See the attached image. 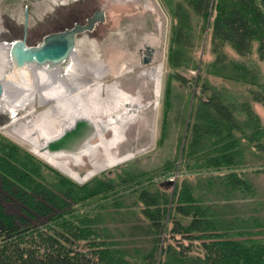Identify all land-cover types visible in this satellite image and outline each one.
<instances>
[{"label": "trees", "instance_id": "trees-1", "mask_svg": "<svg viewBox=\"0 0 264 264\" xmlns=\"http://www.w3.org/2000/svg\"><path fill=\"white\" fill-rule=\"evenodd\" d=\"M190 12L209 20L215 57L207 72L256 85L252 98L264 106L257 70L222 48L245 58L255 42L264 59L263 1L176 3V66L185 61ZM200 87L181 152L183 164L198 172L197 183L183 179L172 193L145 182L148 172L74 182L0 134V264H264V203H237L255 192L238 167L246 149L264 153V126L247 102L236 109L203 77ZM130 198L137 210L122 208Z\"/></svg>", "mask_w": 264, "mask_h": 264}, {"label": "rangeland", "instance_id": "rangeland-1", "mask_svg": "<svg viewBox=\"0 0 264 264\" xmlns=\"http://www.w3.org/2000/svg\"><path fill=\"white\" fill-rule=\"evenodd\" d=\"M98 1L104 4L105 21L93 37L78 39L77 55L82 63L93 64L103 72L93 84L88 87L79 85L69 96L86 92L85 100L80 96L77 105L93 116L105 118L110 113L119 112L120 104L124 100L133 98L145 102L155 98L154 80L147 75H141V72L161 64L160 87L155 102L140 111L114 146H99L96 155L91 159L82 155L83 162H72L66 158L46 160L37 154L38 145L40 147L45 138L58 135L64 120L69 119L68 113L72 106L65 97L51 99L50 104L64 101L66 106L63 104L65 111L49 121L41 119V112L47 104H38L37 100L32 103V108L28 109V105L21 108L15 117L0 111L1 135L74 182L83 183L93 177L113 178L123 170L148 172L150 178L145 182H154L168 193H172L183 179L191 184L197 183L198 172L194 171L196 169L189 170L183 164L181 152L187 133L189 110L195 94L198 93L202 77L219 88L226 102L236 105V109L247 102L258 111L260 123L264 126V106L253 100L250 91H256V85L207 72L209 69L205 67L206 64L215 57L211 50L209 20L204 22L199 15L189 13V45L182 52L185 61L178 63L179 66L175 65L171 44L175 4L180 2L184 5L185 0ZM47 6L48 0H0V28L4 16L21 21L24 8L27 9L29 23L32 24L48 10ZM255 23L253 21V25ZM34 40L36 35L28 37L29 42ZM0 45L6 44L0 40ZM222 48L233 59H245L250 68L257 70L259 80L264 83V59L258 58L255 42L245 58L239 57L227 44ZM7 52L3 46L0 48V78L5 77L10 69ZM62 68V72L66 73L67 65L64 64ZM188 83L192 84L191 89H188ZM19 92L20 96H23L24 91L20 89ZM110 137V129L102 135L105 140ZM97 140L95 135L90 139V143H96ZM127 153L132 154L111 165H102L111 157ZM238 168L251 179L255 192L239 199L237 203H245L247 208L255 201L264 203V153L254 147L246 149L244 164ZM168 180H171V183H167ZM123 202L122 208L127 206L125 208L133 207L137 210L133 198L123 199ZM133 203L134 206H131ZM5 205L7 212L17 213L10 204ZM19 214L22 215V211ZM261 215L264 218V210Z\"/></svg>", "mask_w": 264, "mask_h": 264}, {"label": "bare ground", "instance_id": "bare-ground-1", "mask_svg": "<svg viewBox=\"0 0 264 264\" xmlns=\"http://www.w3.org/2000/svg\"><path fill=\"white\" fill-rule=\"evenodd\" d=\"M2 46L4 49L8 50L6 45H0V48ZM70 57L71 58L68 61L54 68L28 64L19 70L15 69L10 71V66L8 74L5 77L0 78V80L4 82V93L0 96V111L15 117L21 108L28 105V109H30L33 107L32 103H35L37 100L38 104H47L46 108L41 112V119L49 121L51 118L63 113L66 106L64 101L61 103L55 102L50 104L51 99H60L62 97L67 98L72 109L68 113L69 119L64 120V124L60 131L72 126L76 118L83 117L93 123L95 127L93 137L95 135L98 137L97 142L90 143L89 139L81 144L76 151L50 154L43 150V146L45 145V142L55 136V134L51 137L45 138L40 147L38 145L37 154L46 160L66 158L72 162H83V159L81 158L82 155L91 159L96 155L99 146L105 148L114 146L116 141L122 138L125 128L138 117L140 111L149 104L155 102L160 87L161 64L152 66L141 72V75H147L148 78L154 80L155 98L145 102L129 98L120 104L121 110L119 112L110 113L105 118H101L87 113L85 110H82V107L77 105L80 96L85 100L84 96L86 92H82L75 96H69V94L77 89V86L79 85L88 87L93 84L96 81V78L102 75L101 72L103 71L100 68H96L93 64L89 65L82 63L75 52L72 53ZM64 64L67 65V68L65 69L66 73L62 72ZM20 89L24 91L23 96H20ZM98 94H100L99 91ZM63 104H65V106ZM109 129L111 130V137L110 139L105 140L102 138V135ZM60 131L58 133H60ZM131 154L132 153H127L126 155L111 157L104 161L102 165H111V163L116 162L125 156H130Z\"/></svg>", "mask_w": 264, "mask_h": 264}, {"label": "water", "instance_id": "water-1", "mask_svg": "<svg viewBox=\"0 0 264 264\" xmlns=\"http://www.w3.org/2000/svg\"><path fill=\"white\" fill-rule=\"evenodd\" d=\"M264 3V0H262ZM93 22L89 21L84 26H76L59 33L45 36L38 45H26L22 39H14L8 42V55L12 70H19L28 64L45 66L48 68L58 67L65 63L69 55L75 49V33L85 29H91ZM4 82L0 80V96L4 93ZM192 84L188 83V89ZM199 96H203L202 88H198ZM95 127L93 123L83 117L76 118L72 126L64 128L58 135L48 139L43 146V150L50 154L59 152L76 151L81 144L93 137ZM167 183H171L168 180Z\"/></svg>", "mask_w": 264, "mask_h": 264}, {"label": "flooded vegetation", "instance_id": "flooded-vegetation-1", "mask_svg": "<svg viewBox=\"0 0 264 264\" xmlns=\"http://www.w3.org/2000/svg\"><path fill=\"white\" fill-rule=\"evenodd\" d=\"M47 8L48 10L32 24L29 23V14L26 8H24L21 21L4 16L2 28H0L1 43L8 45V42L14 39H22L26 45H38L49 34L73 29L78 25L84 26L92 21L91 29L75 33V49L72 53L75 52L77 55L78 39L93 37L105 21L104 4H100L98 0H48ZM32 35H36V40L29 42L28 37ZM71 55L66 61L71 58Z\"/></svg>", "mask_w": 264, "mask_h": 264}, {"label": "crops", "instance_id": "crops-1", "mask_svg": "<svg viewBox=\"0 0 264 264\" xmlns=\"http://www.w3.org/2000/svg\"><path fill=\"white\" fill-rule=\"evenodd\" d=\"M258 112V111H257Z\"/></svg>", "mask_w": 264, "mask_h": 264}]
</instances>
